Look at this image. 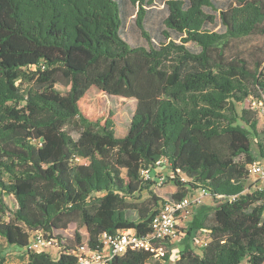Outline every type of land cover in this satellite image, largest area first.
<instances>
[{"label": "trees", "instance_id": "obj_1", "mask_svg": "<svg viewBox=\"0 0 264 264\" xmlns=\"http://www.w3.org/2000/svg\"><path fill=\"white\" fill-rule=\"evenodd\" d=\"M232 1L167 0L155 41L145 23L153 0H0V238L27 264H78L104 233H151L164 203L153 190L159 161L177 188L172 200L199 189L215 200L187 231L208 232L207 245L197 253L187 239L171 262L167 242L164 258L128 251L111 264H264V190L247 192L248 166L264 159L252 108L264 103V54L251 64L232 52L264 35V0ZM127 3L147 46L123 37ZM207 9L224 32L210 28ZM93 89L136 101L125 136L112 110L91 104ZM39 234L51 242L42 251L32 247Z\"/></svg>", "mask_w": 264, "mask_h": 264}, {"label": "rangeland", "instance_id": "obj_2", "mask_svg": "<svg viewBox=\"0 0 264 264\" xmlns=\"http://www.w3.org/2000/svg\"><path fill=\"white\" fill-rule=\"evenodd\" d=\"M153 6L150 8L148 12V16L146 19V30L149 35L155 40H158L159 34L164 29L163 21L167 16V10L165 3L167 0H153ZM218 7L226 8L232 4V0H215ZM125 12L128 15L124 27L122 30L123 37L132 45V46H147V41L143 38L140 30L136 26L135 23V15L137 13V9L127 3L125 5ZM207 12L216 16V22L214 25H211L210 28L214 31L224 32V26L220 19L219 12L207 9ZM193 49L196 47L192 44L190 45ZM232 52L238 54L245 59H247L251 64H254L255 61L264 54V35H253L243 39H239L233 43ZM91 104L97 106L101 112H107L110 110L114 113V121L116 126V134L119 137H123L126 135L132 115L135 112L136 101L124 98H117L111 101H108L104 94L98 89H93L89 93ZM249 104H244L243 106H248ZM242 105H238L239 111H241ZM259 129L262 131L264 129V116L259 115ZM264 143V139H263ZM253 151L256 155H258V145L257 142L254 141ZM263 158V157H262ZM259 158V160H263ZM161 173V181L158 185L153 187L154 192L161 198L165 200H171V195L176 192L177 188L174 184L171 183L169 177H171V172L168 169V166H163L158 170ZM256 179L252 176H249V181L247 184V192H254L256 185H259V182H255ZM199 195V190H191L187 197H195ZM148 193L145 192L142 194V199L148 198ZM11 211L15 209L14 199H7ZM215 204V200L209 195L202 198V202L199 205H195L189 208V213L182 218V222L180 223V238H176L173 244L171 262H174L178 259L180 252L188 239L187 231L188 226L193 220L195 215H200L202 212H205L207 209L212 207ZM10 215V214H9ZM77 229L76 224H72L70 228L65 231L62 235L65 237H71L75 230ZM85 234V230H83ZM209 233L206 231H196L193 233V237L189 238L188 241L192 244L193 249L198 253L200 252V247L203 246L205 241H208ZM197 240V241H196ZM0 243L3 245L6 256H7V264H27L28 260L26 255L13 246L7 245V243L0 238Z\"/></svg>", "mask_w": 264, "mask_h": 264}, {"label": "built area", "instance_id": "obj_3", "mask_svg": "<svg viewBox=\"0 0 264 264\" xmlns=\"http://www.w3.org/2000/svg\"><path fill=\"white\" fill-rule=\"evenodd\" d=\"M252 108L264 115L263 101H254ZM158 169L163 167L162 161L158 163ZM249 176L256 179L255 191L264 190V161L257 160L248 166ZM146 178L151 177L150 171L143 173ZM163 181V178L159 183ZM209 196L208 191L199 189L198 196L185 197L181 200H165L162 206L153 216L151 222V233L146 236L139 235L134 230L118 231L116 234L104 233L101 237L103 247L97 251H91L83 247L80 251L78 264H111L112 260L124 255L128 251H146L153 253L156 259L164 258L167 250V242L174 244L180 232L182 218L189 213V208L199 205L202 198ZM207 245L206 242L203 246ZM51 246V242L46 241L41 234L33 240V248L42 251L45 247Z\"/></svg>", "mask_w": 264, "mask_h": 264}]
</instances>
